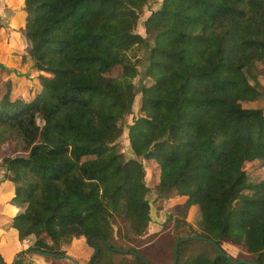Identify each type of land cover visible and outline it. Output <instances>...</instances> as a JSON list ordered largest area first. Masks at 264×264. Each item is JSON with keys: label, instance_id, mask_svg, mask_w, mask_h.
Segmentation results:
<instances>
[{"label": "trees", "instance_id": "16d2710c", "mask_svg": "<svg viewBox=\"0 0 264 264\" xmlns=\"http://www.w3.org/2000/svg\"><path fill=\"white\" fill-rule=\"evenodd\" d=\"M147 1L22 0L13 15L17 43L0 51V264H79L57 243L78 236L98 246L90 264H127L128 255L146 264L131 252L155 264L132 245L151 219L143 161L156 195L174 189L180 200L168 214L174 227L189 226L197 208L192 235L246 252L258 245L247 260L264 264V178L249 181L245 168L264 153V105H243L264 95V0H160L144 35L136 25ZM12 51L31 60L15 84L4 64ZM242 118L255 131L244 133ZM124 130L131 156L119 146ZM176 260L244 264L199 238L180 241Z\"/></svg>", "mask_w": 264, "mask_h": 264}, {"label": "rangeland", "instance_id": "374dc122", "mask_svg": "<svg viewBox=\"0 0 264 264\" xmlns=\"http://www.w3.org/2000/svg\"><path fill=\"white\" fill-rule=\"evenodd\" d=\"M156 1V2H155ZM160 0H148L145 5H143L139 9V20L136 25V30L141 34L145 35L143 20L144 18L158 7ZM22 0H9V5L4 4L3 0H0V51L3 52L5 49V45H12L17 43V37L20 34V28L15 27L13 24L17 22H13V15L19 9H21ZM264 13V10H263ZM12 26H14L12 28ZM11 27V28H10ZM9 54V53H8ZM7 54V60L5 61V66L9 71V77L11 79L12 84H15V80L17 79L16 73L22 72L27 73L31 68V60L27 55L20 54ZM143 62L144 59L140 61L138 64L139 73L134 78L132 86L128 89L129 93L132 94L134 90L139 85L142 72H143ZM258 66H262L259 62ZM246 72L248 77L254 82L256 80L255 72L256 65L254 62V57H250L247 63ZM4 82L0 77V92H4ZM139 102V94L134 96V103L132 106V113H129L125 116L123 123H131L132 117L135 115ZM244 106L255 107L264 105V95L255 100L252 103H245ZM241 128L244 133H249L255 131V125L252 121L247 118L241 119ZM119 146L126 154V156H131V151L129 148V143L127 140L126 130L123 131L121 136L119 137ZM7 153V148L0 150V162L3 155ZM143 165L145 168V182L148 184L150 190L146 192V199L149 200V213L151 219L148 222L147 228L143 234L138 236L133 246L138 248L139 250L146 253L155 264H166L169 260V252L171 251V236H180L183 235L189 236L192 235L193 230L197 225L198 218V210L197 208H191L187 215V221L189 226H180L178 228L174 227L175 219L173 217H169L168 214L175 208V204L180 200L176 199L174 189L168 192L169 195L166 197H159L156 195V190L154 188L153 182L150 179L151 169L149 165L143 161ZM245 168H247L248 179L249 181H256L258 179L264 178V153H257L253 158H251ZM3 167L0 165V178H2L4 172ZM247 191H244L246 193ZM167 194V193H166ZM165 194V195H166ZM119 219L116 224H121ZM16 231V230H15ZM15 231L8 232L5 234V239L9 245L13 244L17 237V233ZM155 234H160V236H155ZM29 239H26V243H29ZM60 244L61 250L65 253V256L74 262H79V264H87L92 252L93 248L89 245L84 236H78L74 238L68 245L63 244L62 242H57ZM222 248L226 253H229L233 258H242V259H250V253L256 252L259 249V246H253L250 252H246L242 250L241 247L230 244L223 243ZM33 261V260H32ZM127 264H134L132 255H128L126 258ZM33 264H47L40 257L35 259ZM60 264V263H57ZM62 264V263H61ZM63 264H68L67 262H63Z\"/></svg>", "mask_w": 264, "mask_h": 264}, {"label": "water", "instance_id": "95a60500", "mask_svg": "<svg viewBox=\"0 0 264 264\" xmlns=\"http://www.w3.org/2000/svg\"><path fill=\"white\" fill-rule=\"evenodd\" d=\"M18 154H20V153H18ZM87 238L88 239H91V234H89L88 236H87ZM197 238H199V239H206V240H209L210 242H212L213 243V245H214V247H215V249L221 254V255H223L226 259H229V260H231V262H243L244 264H260L259 262L257 263V262H255V261H251V260H246V259H242V258H233L229 253H226L213 239H211V238H209V237H205V236H202V235H189V236H185V237H183V236H180L179 238H177L175 241H174V258H173V262H172V264H175V262L177 261L176 260V257H177V246H178V243L180 242V241H185V240H189V239H197ZM97 249H98V246L97 245H94V252H93V255L90 257V260L88 261V264H90L91 262V260H92V258L94 257V255L96 254V252H97ZM120 251H122L123 253H128V251L127 250H122V249H120ZM132 254H134V255H139L145 262H146V264H150V262L144 257V256H142L141 254H139L138 252H131Z\"/></svg>", "mask_w": 264, "mask_h": 264}, {"label": "crops", "instance_id": "0c3cea01", "mask_svg": "<svg viewBox=\"0 0 264 264\" xmlns=\"http://www.w3.org/2000/svg\"><path fill=\"white\" fill-rule=\"evenodd\" d=\"M10 28H11V27H10ZM12 28H13V26H12ZM12 53H13V54H18V53H14L13 51L10 52L9 54H12ZM9 54H8V55H9ZM20 55H21V54H20ZM7 57H8V56H7ZM7 57H6L5 61L7 60ZM5 61H4V63H5ZM15 230H16V229H9L7 232H4V238H5V234H6V233H8V232H12V231H15ZM16 231H17V230H16ZM16 231H15V232H16ZM16 239H17V237H16ZM16 239H15V241H13V242H16ZM5 240H6V239H5Z\"/></svg>", "mask_w": 264, "mask_h": 264}]
</instances>
